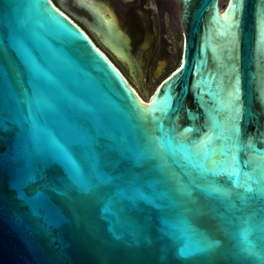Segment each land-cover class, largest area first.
Here are the masks:
<instances>
[{"label":"water","instance_id":"water-1","mask_svg":"<svg viewBox=\"0 0 264 264\" xmlns=\"http://www.w3.org/2000/svg\"><path fill=\"white\" fill-rule=\"evenodd\" d=\"M179 22L144 102L50 0H0V264H264V0Z\"/></svg>","mask_w":264,"mask_h":264},{"label":"flooded vegetation","instance_id":"flooded-vegetation-1","mask_svg":"<svg viewBox=\"0 0 264 264\" xmlns=\"http://www.w3.org/2000/svg\"><path fill=\"white\" fill-rule=\"evenodd\" d=\"M50 2L83 31L131 84V79L125 68L115 59L116 52L109 47L108 41L117 35L129 36L132 52H142L145 82L149 69L154 76V72H162L167 64L168 51L159 44V41L182 35L179 0H50ZM222 4V0H219L220 7Z\"/></svg>","mask_w":264,"mask_h":264},{"label":"rangeland","instance_id":"rangeland-1","mask_svg":"<svg viewBox=\"0 0 264 264\" xmlns=\"http://www.w3.org/2000/svg\"><path fill=\"white\" fill-rule=\"evenodd\" d=\"M226 0H222V3L224 4ZM159 44H162L167 51V64L162 72L159 73L157 77H154L150 71V69L147 71V79L145 82L142 83L141 90H138L132 82V86L135 88V93H137V96L141 99V101L147 102V100L150 98L151 94L154 92L156 86L165 78L168 76L173 70H175L178 66H180L181 60H182V44H183V36L180 35L179 37L169 38L165 41H159ZM158 72V71H156Z\"/></svg>","mask_w":264,"mask_h":264},{"label":"bare ground","instance_id":"bare-ground-1","mask_svg":"<svg viewBox=\"0 0 264 264\" xmlns=\"http://www.w3.org/2000/svg\"><path fill=\"white\" fill-rule=\"evenodd\" d=\"M140 99V98H139ZM141 100V99H140Z\"/></svg>","mask_w":264,"mask_h":264}]
</instances>
